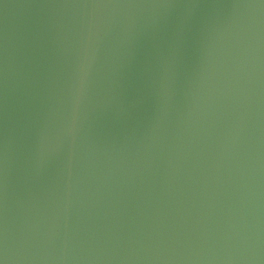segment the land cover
<instances>
[{
    "label": "water",
    "instance_id": "1",
    "mask_svg": "<svg viewBox=\"0 0 264 264\" xmlns=\"http://www.w3.org/2000/svg\"><path fill=\"white\" fill-rule=\"evenodd\" d=\"M0 264H264V0H0Z\"/></svg>",
    "mask_w": 264,
    "mask_h": 264
}]
</instances>
